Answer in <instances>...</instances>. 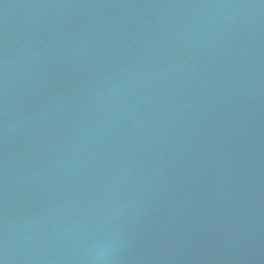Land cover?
Wrapping results in <instances>:
<instances>
[{"label": "water", "instance_id": "1", "mask_svg": "<svg viewBox=\"0 0 264 264\" xmlns=\"http://www.w3.org/2000/svg\"><path fill=\"white\" fill-rule=\"evenodd\" d=\"M0 264H264V0H0Z\"/></svg>", "mask_w": 264, "mask_h": 264}]
</instances>
